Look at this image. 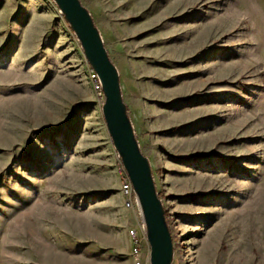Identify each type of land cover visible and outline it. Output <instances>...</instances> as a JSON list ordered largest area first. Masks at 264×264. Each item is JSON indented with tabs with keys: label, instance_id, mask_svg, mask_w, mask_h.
I'll list each match as a JSON object with an SVG mask.
<instances>
[{
	"label": "rangeland",
	"instance_id": "obj_1",
	"mask_svg": "<svg viewBox=\"0 0 264 264\" xmlns=\"http://www.w3.org/2000/svg\"><path fill=\"white\" fill-rule=\"evenodd\" d=\"M80 2L118 71L172 264H264V0ZM89 69L52 0H0V264H133L127 231L143 220Z\"/></svg>",
	"mask_w": 264,
	"mask_h": 264
},
{
	"label": "water",
	"instance_id": "obj_2",
	"mask_svg": "<svg viewBox=\"0 0 264 264\" xmlns=\"http://www.w3.org/2000/svg\"><path fill=\"white\" fill-rule=\"evenodd\" d=\"M77 38L90 68L102 85L101 114L108 136L137 199L150 264H172L173 243L148 159L141 153L123 102L119 74L103 45L91 14L80 0H52Z\"/></svg>",
	"mask_w": 264,
	"mask_h": 264
},
{
	"label": "built area",
	"instance_id": "obj_3",
	"mask_svg": "<svg viewBox=\"0 0 264 264\" xmlns=\"http://www.w3.org/2000/svg\"><path fill=\"white\" fill-rule=\"evenodd\" d=\"M88 77L96 95L100 99H103L104 96L102 91V85L99 81L97 74L92 69H89ZM121 180V192L124 198L125 207L132 210L136 209L138 212H140L137 199L133 193L131 183L124 169L122 172ZM127 236L130 241V254L132 256L133 264H150L149 247L147 246L148 244L146 241V235L143 228V224L136 227H131L127 231Z\"/></svg>",
	"mask_w": 264,
	"mask_h": 264
},
{
	"label": "trees",
	"instance_id": "obj_4",
	"mask_svg": "<svg viewBox=\"0 0 264 264\" xmlns=\"http://www.w3.org/2000/svg\"><path fill=\"white\" fill-rule=\"evenodd\" d=\"M164 215H165V212H164ZM165 218H166V215H165Z\"/></svg>",
	"mask_w": 264,
	"mask_h": 264
}]
</instances>
